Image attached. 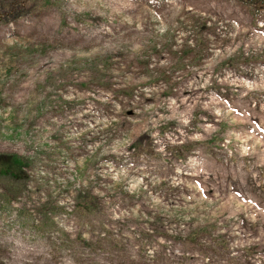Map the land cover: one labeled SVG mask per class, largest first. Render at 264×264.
Instances as JSON below:
<instances>
[{"label":"rangeland","instance_id":"obj_1","mask_svg":"<svg viewBox=\"0 0 264 264\" xmlns=\"http://www.w3.org/2000/svg\"><path fill=\"white\" fill-rule=\"evenodd\" d=\"M0 264H264V0H0Z\"/></svg>","mask_w":264,"mask_h":264}]
</instances>
